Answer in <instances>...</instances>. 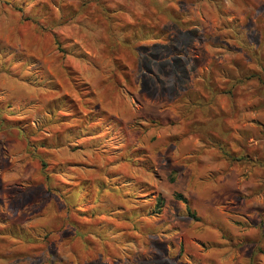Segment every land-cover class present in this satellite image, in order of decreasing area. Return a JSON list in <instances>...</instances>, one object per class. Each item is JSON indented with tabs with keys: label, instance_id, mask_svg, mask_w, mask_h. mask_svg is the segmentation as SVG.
Wrapping results in <instances>:
<instances>
[{
	"label": "rangeland",
	"instance_id": "obj_1",
	"mask_svg": "<svg viewBox=\"0 0 264 264\" xmlns=\"http://www.w3.org/2000/svg\"><path fill=\"white\" fill-rule=\"evenodd\" d=\"M54 35L84 57L59 52ZM64 66L121 122L125 147L150 160L147 171L56 149L69 166L55 180L104 181L93 200L75 190L66 203L55 181L48 190L21 133L4 124L21 113L49 141L47 103L78 101ZM45 78L56 89L37 86ZM0 109V264H264V167L228 161L215 144L264 158V0H0Z\"/></svg>",
	"mask_w": 264,
	"mask_h": 264
},
{
	"label": "trees",
	"instance_id": "obj_2",
	"mask_svg": "<svg viewBox=\"0 0 264 264\" xmlns=\"http://www.w3.org/2000/svg\"><path fill=\"white\" fill-rule=\"evenodd\" d=\"M54 42L59 52L63 54L75 55L77 57H84L83 53H81L79 49H76V51H67L65 47L62 46L56 35H54ZM64 71L78 95V101H75L68 95H62L51 99L47 103L45 113L48 118L46 119V124H44V126L47 133L49 135H53L49 141L47 140L48 137H43L42 139V137L38 135V129H35L31 133L29 125L23 119L21 113H18L20 118L12 121L8 120L4 122V124L9 128L17 129L21 133L22 137L26 141L27 147L31 149L33 156L39 160L41 171L44 174L45 179L48 181V190L51 191V183L55 181L58 184L53 187L56 192L59 193V196L63 200L67 201L66 203L69 202L71 193L76 192L75 190H78L77 192L80 190H86L87 194L90 198L92 197L91 199L93 200V196L95 197L98 193L97 187L103 189L104 181L99 180L97 184L98 186L93 187V182L91 180H85L86 182L83 184L77 177L70 179L69 182L57 179L55 180L54 178L57 175L65 177V174L67 173L66 167L69 166L68 161H59L53 157V154H55L54 152H57L56 149L65 146L73 147V150L83 151L92 149L94 152L100 151L103 155L106 154L113 159L118 157L120 158V161L126 159L130 162H142L143 164L141 167L147 171L151 170L150 160L144 150L137 148L129 149V147H125V133L121 122H119L111 113L100 108L95 94L89 85L80 77L79 73L70 66H64ZM37 86L51 90L56 89L51 78L43 79L41 82L37 83ZM2 110L3 109H0V111ZM147 122L151 125H156L158 123V121L154 119H149ZM133 125L135 128L143 131L147 129V125H143L140 122H135ZM58 139H60V142H57ZM215 144L221 156L228 161L246 160L253 165L264 167V158L262 157H252L248 154L239 155L233 151L228 142L221 139L215 140ZM105 177H108V173L105 174ZM105 184L107 185L108 183ZM131 192L133 191L131 190ZM131 194L133 193L127 192L126 196L130 197ZM174 197L186 204V211L190 218L196 221L200 220L196 213L188 205L187 200L181 194L176 193ZM90 198L89 202L91 201ZM163 205L164 200L161 195L158 194L156 196L153 212L157 215L160 214ZM81 208L85 210V212L88 211L87 207L84 208L81 206ZM78 210L81 212L83 211L80 207ZM93 214L94 211H91L90 214H85V217L93 218ZM42 230L44 232L42 238H44V236L49 234V231L45 228ZM95 232L98 233L97 231ZM77 233L84 235L81 228L80 230L77 228ZM3 234L14 238H16L18 236L17 234H19L18 237L25 242L34 243L38 240V238L33 237L28 233V236H25L26 234H24L21 229H18L16 232L15 229L5 228V230H3ZM39 236L40 235L37 237Z\"/></svg>",
	"mask_w": 264,
	"mask_h": 264
}]
</instances>
